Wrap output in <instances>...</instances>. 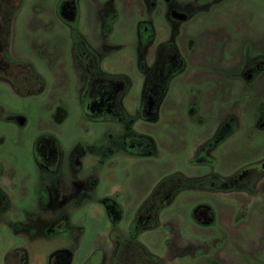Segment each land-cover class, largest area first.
Instances as JSON below:
<instances>
[{
	"label": "rangeland",
	"instance_id": "1",
	"mask_svg": "<svg viewBox=\"0 0 264 264\" xmlns=\"http://www.w3.org/2000/svg\"><path fill=\"white\" fill-rule=\"evenodd\" d=\"M17 2L7 55L30 64L44 88L20 97L0 81V264H23L14 251L26 264H112L113 232L163 264H264V177L241 192H182L156 228L132 234L164 178L232 179L264 161V0ZM76 37L101 73L126 79L125 122L83 115ZM163 43L182 68L147 121L142 88ZM128 132L151 139L153 154L126 153ZM40 140L59 153L57 172L38 166ZM107 202L120 210L117 222ZM205 208L209 225L197 221ZM61 218L67 230L51 232Z\"/></svg>",
	"mask_w": 264,
	"mask_h": 264
},
{
	"label": "trees",
	"instance_id": "2",
	"mask_svg": "<svg viewBox=\"0 0 264 264\" xmlns=\"http://www.w3.org/2000/svg\"><path fill=\"white\" fill-rule=\"evenodd\" d=\"M17 1L19 0H0V81L8 82L16 95L26 97L41 93L44 83L30 64L15 62L7 55L11 23L19 7ZM70 7L74 8V5L71 4ZM74 18L75 15L71 18L72 21ZM74 53L86 74V85L81 97L83 115L95 122L110 119L125 122L127 116L120 108L119 100L128 88L126 79L101 73L97 56L77 37L74 42ZM181 68L182 60L173 44L163 43L157 47L155 61L146 74L142 88V113L145 120L153 121L155 119L157 107L169 81ZM48 140H53L56 143L53 138ZM41 141L36 145L38 161H41L39 151ZM122 143L126 153L133 156H149L154 152V144L148 137L128 132L122 137ZM225 183L227 182L214 175L188 178L177 173L164 178L138 209L133 223V236L156 228L159 225V213L169 206L180 193L185 191H221ZM0 199L1 202L3 201L2 205H5L6 202L1 195ZM107 203L110 206L108 209L110 219L117 222L120 219V210L117 206L111 208L113 205ZM112 209H116V215L112 213ZM65 225V221L57 222L52 226L51 232H62ZM111 239L115 244L112 264H163L160 258L151 254L136 241L124 238L119 232H113ZM13 254H22V263L26 264L24 252L14 251L11 255ZM68 254L70 255V253Z\"/></svg>",
	"mask_w": 264,
	"mask_h": 264
},
{
	"label": "flooded vegetation",
	"instance_id": "3",
	"mask_svg": "<svg viewBox=\"0 0 264 264\" xmlns=\"http://www.w3.org/2000/svg\"><path fill=\"white\" fill-rule=\"evenodd\" d=\"M68 9H75V7H67ZM66 9V8H63ZM74 10L71 13H68L70 15V18L74 17ZM42 145V144H41ZM40 154H41V161H38L36 159L38 166H40L42 169L47 170L49 172H57L58 171V164H59V153H55V150L53 151L48 145L47 146H40ZM264 177V161L261 162V164L258 167H252V168H246L242 170L241 172L237 173L234 178L232 179H222L223 181H226L225 185H223V189L221 191H230V190H238V191H245L248 190L250 186H254L257 182H259ZM4 201L6 202V199L1 194ZM1 200V199H0ZM209 210L205 208L204 211H200V215L205 218V221L198 223L203 225H209L212 222V217L210 218V215L208 214ZM65 221L66 223V229L67 230V222L65 218H61L60 221ZM57 223V222H56Z\"/></svg>",
	"mask_w": 264,
	"mask_h": 264
}]
</instances>
